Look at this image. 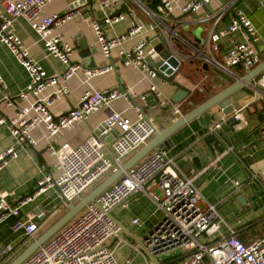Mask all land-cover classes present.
I'll use <instances>...</instances> for the list:
<instances>
[{
  "label": "built area",
  "instance_id": "2783aa9c",
  "mask_svg": "<svg viewBox=\"0 0 264 264\" xmlns=\"http://www.w3.org/2000/svg\"><path fill=\"white\" fill-rule=\"evenodd\" d=\"M46 1L48 0H2L0 4V41L8 46L29 76L16 96L10 97L6 93L0 95V103L15 108L12 115L0 113V124L5 123L16 138V145H10L0 153V167L9 158L17 156L18 144H36L37 139L32 134V129L36 126L43 128V136L48 140L46 149L56 157L57 172L45 173L38 178V188L31 195H24L15 204H11L6 198L8 192H0V220L13 215L15 218L11 224L12 229L22 228L28 235L36 230V218L43 215V211L27 214L22 218L19 216V204L49 187L54 188L59 201L65 206L69 202H75L92 183L113 171L129 153L142 146L156 131L154 121L143 106L136 102L130 87L97 88L89 85L80 95L81 104L63 113H54L52 105L67 93L66 79L81 71L83 80L88 81L92 75L114 68V64L111 62L88 68L73 60V44L60 33L52 32V27L69 18L73 10L63 14L53 12L44 15L41 10ZM99 1L102 7H107L117 0ZM210 1L159 0L155 9H146L151 17L148 22L135 21L120 34L107 35L101 20L97 18H91L90 24L101 53L110 58L112 49L127 37L142 35L146 31L154 32V36H167L168 26L164 20L171 16L174 8L177 7L182 12L197 11ZM232 3L233 0H230L227 6L213 14V22L204 45H207L209 52H214L218 50L220 34L229 33V46L223 52L222 60L215 59V62L225 69L240 64L244 71H248L261 58L248 39V34L257 39L249 16L240 10H234L229 16L228 29L221 30L217 26L223 12ZM127 12L132 14L133 11L128 9ZM124 14L125 12L105 13L103 20L112 25L123 19ZM18 16H24L29 21L30 26L42 38L44 49L57 56L64 64L61 72L47 74L43 66L30 55L28 48L14 31V21ZM238 29L241 30L243 40H237L233 36V32ZM170 31L169 35L176 34L173 28ZM258 44L259 47H264V41ZM117 54L120 65L140 66L149 78L157 76L150 68L146 55L149 54L154 59L159 56L147 38L141 37L130 48H120ZM253 83L257 87H264V72ZM48 88L51 89L47 90ZM3 90L4 78L0 73V93ZM149 90L159 96L160 105L171 104L172 111L182 115L179 103L172 102L156 84L151 83ZM138 97L144 99V94ZM118 98L125 99L126 106L133 115L124 114L109 106ZM18 100L23 101L21 105ZM102 105L110 108L98 130L89 133L75 145L66 142L56 145L52 142V137L83 120ZM242 116L240 109L233 110L234 119L240 120ZM210 129L225 143V152L234 150L233 144L224 140L216 126ZM114 130L117 133L111 143L113 151L108 153L103 135ZM234 183L238 185L240 182L234 179ZM137 192L147 194L162 211L160 220L152 226L144 239L153 257L174 251L177 264H264V234L248 241L242 240L232 222L218 212L215 203L202 198L193 178L185 174L160 147L151 149L124 170L95 200L88 202L19 264H122L115 256L114 247L107 243L111 238L121 239L122 228L111 215V209L116 205L127 206L128 198ZM136 221L137 217H134L132 222ZM10 247V244L7 245L8 249ZM129 261L130 258L126 257L124 262ZM150 264L165 263L164 260L151 258Z\"/></svg>",
  "mask_w": 264,
  "mask_h": 264
},
{
  "label": "crops",
  "instance_id": "0c3cea01",
  "mask_svg": "<svg viewBox=\"0 0 264 264\" xmlns=\"http://www.w3.org/2000/svg\"><path fill=\"white\" fill-rule=\"evenodd\" d=\"M1 2L2 0L0 4ZM158 2L159 0H117L107 7H102L99 0H93L92 3L89 0H48L44 3L41 10L44 15L53 12L65 13L69 11L71 4L76 3L71 9L73 14L52 27L53 33H60L73 44L71 53L73 60L81 62L88 68L104 66L111 62L114 64V68L94 74L88 81L83 80L81 71L66 79L68 89L66 95L52 105L55 114L77 106L82 91L89 85L97 88L120 85L122 88L130 87L136 102L142 106L146 101L138 96L147 92L151 83L156 84L165 95L171 97L176 89L175 85L158 76L149 78L140 66L120 65L118 58L117 52L120 48L132 47L141 37L151 39L154 32L146 31L142 35L127 37L112 49L111 57L107 58L101 53L90 24L91 18H97L101 20L107 35L120 34L135 21L148 22L151 17L143 5L152 10ZM228 2L230 0H211L197 11L189 12H182L176 7L171 16L164 20L168 26L167 35L171 32L170 28L176 30V34H172V46L182 56L176 78L193 90L190 96L178 102L182 114L207 98L198 100L197 92L200 93L204 89L213 94L232 83L235 80L234 74L242 75L246 72L240 64L225 69L215 62V59L222 60L223 52L229 46V33L220 34L218 50L214 52H209L207 45H204L213 22V14L227 6ZM122 3H126L127 8L133 11L132 14L121 10L120 12H125L123 19L112 25L103 20L105 13L112 14ZM233 10L246 13L255 27L257 39L264 41V2L233 0L231 6L223 12L217 25L218 29H225ZM14 31L47 74L63 70L64 64L57 56L44 49L42 38L24 16L15 19ZM233 36L237 40L244 39L239 29L233 32ZM0 73L4 78V90L0 95L6 93L10 97L16 96L29 79L25 67L2 41ZM193 93L197 94L196 100L192 97ZM229 100L233 106L232 110L224 113L216 103L174 129L167 136L168 148L165 149V154L171 157L185 174L193 178V183L198 186L202 198L216 204L218 212L236 227L238 236L248 241L264 234V87L245 84L233 91L229 95ZM22 102L18 100V104L21 105ZM126 104L125 99L118 98L109 106L124 114L133 115ZM109 106L102 105L83 120L63 129L52 137V142L54 144L66 142L72 145L79 143L89 133L99 129ZM163 106L150 105L145 110L154 121L156 131L164 129L172 121L165 120L169 111H172V106L168 109ZM234 109H240L242 112L240 120L232 117ZM14 110V106L0 103L1 114L12 115ZM172 113L174 117L179 116L173 111ZM213 126H216L226 142L233 144V151H224L225 143L210 129ZM116 133L114 130L103 135L108 153L113 151L111 143ZM32 134L37 139L36 144H18L17 156L9 158L0 167V192H8L6 198L11 204L34 191L37 179L45 173L57 172L56 157L46 149L48 140L43 136V128L34 127ZM213 136L214 140H210ZM13 144L16 145V138L5 123L0 124V153ZM234 179L240 183L236 185ZM238 200L242 201V204H239ZM127 201V206L116 205L111 209V215L121 225V239L111 238L107 243L114 247L115 256L122 264H150L151 257L139 244L138 237L144 236L160 220L162 211L145 193H134ZM63 206L65 204L59 201L52 187L19 204V216L22 218L30 213L37 214L43 211V215L36 218L38 226L32 235L26 234L22 228L12 229L11 224L15 218L13 215L1 219L0 252L8 251V254L0 264H9L27 249L34 239L66 210H63ZM134 217H137L136 222H132ZM9 244L11 247L8 249ZM174 254V251H170L158 254L155 258L164 260L165 264H177ZM126 257L130 258L128 263L124 262Z\"/></svg>",
  "mask_w": 264,
  "mask_h": 264
},
{
  "label": "water",
  "instance_id": "95a60500",
  "mask_svg": "<svg viewBox=\"0 0 264 264\" xmlns=\"http://www.w3.org/2000/svg\"><path fill=\"white\" fill-rule=\"evenodd\" d=\"M90 3L93 0H89ZM73 3L70 5L71 10L74 6ZM144 8L151 11L145 5ZM121 10L127 11L126 3H122L119 8L113 11L112 14H117ZM234 11V10H233ZM232 11V12H233ZM63 14V13H61ZM225 29H228V24L225 25ZM248 39L254 44L259 55L260 60L248 71H246L242 75H235V80L220 89L219 91L211 94L205 100L197 103L193 108L188 110L187 112L179 115L178 117H174L172 111H169L166 121L172 119L170 123L162 130L155 131L154 135L146 141L142 146L137 148L128 158H126L120 165H118L113 171L104 176L99 182H97L92 188H90L86 193H84L80 198H78L75 202H69L66 210L55 220L53 221L34 241L31 245L25 249L19 256L13 259L9 264H19L27 255H29L39 244L44 242L48 237H50L57 229H59L64 223H66L70 218H72L77 212H79L88 202L95 200V197L107 186H109L115 179H117L128 167L137 162L140 158H142L146 153H148L151 149L160 147L164 150L168 148L167 136L177 127L189 121L190 119L197 117L200 113L204 112L208 108H210L214 104H218L224 113L232 110L233 106L230 103L229 95L238 89L239 87L248 84L253 85V80L264 72V47H259V42L261 39H254L253 35L248 34ZM150 44H153L154 49L158 53V58L154 59L151 55L147 54L146 59L148 60V64L150 68H152L156 75L165 81L170 82L171 84L176 86L175 91L171 95L170 99L172 102L176 103L181 100L186 99L193 92L191 87H188L184 83L177 80V67L180 64L181 57L179 53L172 46V35H158L153 36L151 39H148ZM175 51V52H174ZM255 86V85H253ZM122 87V85H120ZM144 99L146 104L143 106L145 110H147L150 105H157L160 102L159 96L155 94L154 91L148 90L144 93ZM81 104V101L79 102ZM171 104H166L163 107L168 109ZM76 106H72L74 108ZM38 187L35 188V190ZM34 190V191H35ZM34 191H30L26 195H31ZM239 204H242V201L238 200ZM156 224V223H155ZM152 227L149 229V231ZM148 231V232H149ZM148 232L142 236L138 237L139 244L143 247L148 253V249L144 243V239L146 238ZM8 251L1 250L0 252V262L7 256ZM150 257L155 260L149 253Z\"/></svg>",
  "mask_w": 264,
  "mask_h": 264
},
{
  "label": "trees",
  "instance_id": "16d2710c",
  "mask_svg": "<svg viewBox=\"0 0 264 264\" xmlns=\"http://www.w3.org/2000/svg\"><path fill=\"white\" fill-rule=\"evenodd\" d=\"M136 6V5H135ZM211 93L212 92H210L209 90H204V89H202V91H200V93H198L199 94V99L198 100H201V99H205L206 97H209L210 95H211ZM195 95H197V94H193L192 95V97H193V99L194 100H196L197 99V97H196V99H195ZM248 113V112H247ZM214 136L213 137H210V140H214ZM208 139V138H207ZM209 140V141H210Z\"/></svg>",
  "mask_w": 264,
  "mask_h": 264
},
{
  "label": "rangeland",
  "instance_id": "374dc122",
  "mask_svg": "<svg viewBox=\"0 0 264 264\" xmlns=\"http://www.w3.org/2000/svg\"><path fill=\"white\" fill-rule=\"evenodd\" d=\"M183 60V59H182ZM194 94V93H193ZM197 94H198V92H197ZM79 105V104H78ZM56 145H58V144H56ZM107 175V174H106ZM102 179V178H101ZM100 178L96 181V182H94V183H92L87 189H86V191H84L83 193H82V195L84 194V193H86L90 188H92L97 182H99L100 180H101ZM75 200H77V199H75ZM63 208V210L64 209H66L67 208V206H63L62 207Z\"/></svg>",
  "mask_w": 264,
  "mask_h": 264
}]
</instances>
